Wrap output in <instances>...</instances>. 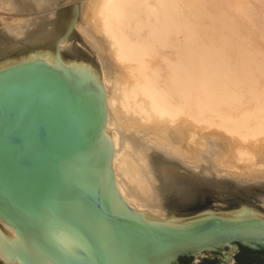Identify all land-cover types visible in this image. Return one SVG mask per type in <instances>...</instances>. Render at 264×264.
Masks as SVG:
<instances>
[{
	"label": "bare ground",
	"instance_id": "bare-ground-1",
	"mask_svg": "<svg viewBox=\"0 0 264 264\" xmlns=\"http://www.w3.org/2000/svg\"><path fill=\"white\" fill-rule=\"evenodd\" d=\"M263 20L264 0H0V69L56 52L98 80L114 189L149 224L264 222ZM14 242L0 219V264Z\"/></svg>",
	"mask_w": 264,
	"mask_h": 264
},
{
	"label": "water",
	"instance_id": "water-1",
	"mask_svg": "<svg viewBox=\"0 0 264 264\" xmlns=\"http://www.w3.org/2000/svg\"><path fill=\"white\" fill-rule=\"evenodd\" d=\"M39 60L0 69V219L20 264H179L231 244L264 249V222L209 216L153 225L114 189L96 79Z\"/></svg>",
	"mask_w": 264,
	"mask_h": 264
},
{
	"label": "flooded vegetation",
	"instance_id": "flooded-vegetation-1",
	"mask_svg": "<svg viewBox=\"0 0 264 264\" xmlns=\"http://www.w3.org/2000/svg\"><path fill=\"white\" fill-rule=\"evenodd\" d=\"M179 264H264V249L250 250L231 244L220 253L182 257Z\"/></svg>",
	"mask_w": 264,
	"mask_h": 264
},
{
	"label": "rangeland",
	"instance_id": "rangeland-1",
	"mask_svg": "<svg viewBox=\"0 0 264 264\" xmlns=\"http://www.w3.org/2000/svg\"><path fill=\"white\" fill-rule=\"evenodd\" d=\"M263 21H264V20H263ZM252 38H253V37H252ZM256 39H257V38H256ZM253 40H255V39H253ZM258 40H260V39H258ZM261 44H262V43H261ZM260 46H261V45H260ZM262 46L264 47V44H263ZM262 46H261V47H262ZM263 47H262V48H263Z\"/></svg>",
	"mask_w": 264,
	"mask_h": 264
}]
</instances>
